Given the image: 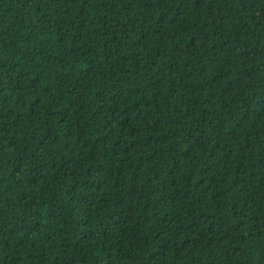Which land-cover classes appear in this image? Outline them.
<instances>
[{"label": "trees", "instance_id": "trees-1", "mask_svg": "<svg viewBox=\"0 0 264 264\" xmlns=\"http://www.w3.org/2000/svg\"><path fill=\"white\" fill-rule=\"evenodd\" d=\"M0 264H264V0H0Z\"/></svg>", "mask_w": 264, "mask_h": 264}]
</instances>
